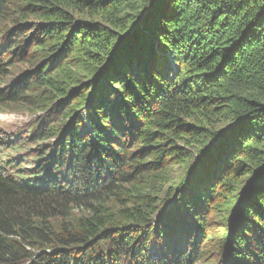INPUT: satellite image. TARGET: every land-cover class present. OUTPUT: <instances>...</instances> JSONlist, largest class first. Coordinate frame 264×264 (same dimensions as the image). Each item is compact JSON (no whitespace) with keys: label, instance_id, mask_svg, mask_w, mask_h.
<instances>
[{"label":"trees","instance_id":"1","mask_svg":"<svg viewBox=\"0 0 264 264\" xmlns=\"http://www.w3.org/2000/svg\"><path fill=\"white\" fill-rule=\"evenodd\" d=\"M150 3L0 0V113L49 156L0 171V264H264V0H159L99 76Z\"/></svg>","mask_w":264,"mask_h":264},{"label":"rangeland","instance_id":"2","mask_svg":"<svg viewBox=\"0 0 264 264\" xmlns=\"http://www.w3.org/2000/svg\"><path fill=\"white\" fill-rule=\"evenodd\" d=\"M8 29V24H0V38L8 33ZM24 71L25 69L21 67L18 68L16 73ZM0 90H2V88ZM40 116L41 114H38L37 111L33 109L27 111L25 107H10L9 111L0 113V171L2 173L6 171V168H8V159L12 160L15 157L19 160L17 168L20 172V177H25L28 171L32 170L35 172L38 163L40 166L37 171H40L41 165H43L44 163L48 164L49 156L45 158L46 154L39 152V143L35 140V136H33V126L38 121ZM44 159L46 161L42 163ZM57 168L58 165L54 164V172L52 171L48 175V179H52L53 181L58 179L60 182H62L58 183L59 188L74 189V186L84 187L86 185L88 177H85L82 172L80 173V171L76 169V167H74L73 170L64 172V176H61L62 178H60V174L63 172V170H65V168L64 166V169L62 168V170H58ZM182 174L183 173L181 170L174 168L172 172L174 182H176L177 180L179 181V179L182 177ZM209 216L210 214L208 215V217ZM220 226L221 223L217 222L215 225L210 227L209 232L215 233L220 231ZM206 246L207 242L199 238L196 248L198 250H200L201 248L204 250V248L207 249ZM197 252L198 251L194 252L195 255L197 254ZM213 263L214 257L209 260H206V258L203 257L201 261L195 264ZM21 264L30 263L25 262Z\"/></svg>","mask_w":264,"mask_h":264},{"label":"water","instance_id":"3","mask_svg":"<svg viewBox=\"0 0 264 264\" xmlns=\"http://www.w3.org/2000/svg\"><path fill=\"white\" fill-rule=\"evenodd\" d=\"M158 2L159 0H151L150 5L143 8V10L140 11L139 15H137L138 16L137 19H134L128 30L123 35L118 37V40L115 43V46L113 47L106 64L99 71L98 74L99 76L103 75L106 72V70L110 67L115 57L119 55L123 51V49L127 46V44L130 42V39L135 35L137 30L140 28L146 16L157 7ZM223 133L221 135L219 134V137L217 138L216 142L221 138L220 136H222ZM196 158H199V156L197 155ZM256 175L252 177L253 179L249 181L248 186L254 183V181L256 180Z\"/></svg>","mask_w":264,"mask_h":264},{"label":"bare ground","instance_id":"4","mask_svg":"<svg viewBox=\"0 0 264 264\" xmlns=\"http://www.w3.org/2000/svg\"><path fill=\"white\" fill-rule=\"evenodd\" d=\"M1 91V90H0ZM8 169L6 168V171H7Z\"/></svg>","mask_w":264,"mask_h":264}]
</instances>
